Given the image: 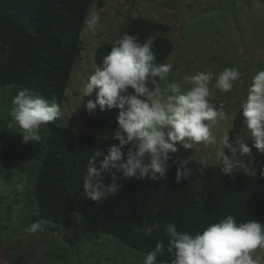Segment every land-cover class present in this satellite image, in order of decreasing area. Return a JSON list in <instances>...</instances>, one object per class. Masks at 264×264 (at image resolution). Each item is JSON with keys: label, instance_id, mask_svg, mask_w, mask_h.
Here are the masks:
<instances>
[{"label": "trees", "instance_id": "16d2710c", "mask_svg": "<svg viewBox=\"0 0 264 264\" xmlns=\"http://www.w3.org/2000/svg\"><path fill=\"white\" fill-rule=\"evenodd\" d=\"M94 2L0 0V131L7 126L6 115L18 89L28 88L57 103L64 101L85 30L84 21ZM127 20L119 37L127 32L144 41L154 35L156 62L167 63L175 49L168 39L171 27L142 15ZM111 44L97 49L98 66ZM9 88L14 89V96L6 95ZM117 115L115 109L99 110L96 125L103 130L102 136L53 122L46 125L50 132L41 151V167L33 192L38 205L34 220L46 222L43 232L59 236L62 231L74 233L75 238L69 234H64V238L76 242L78 250L83 247L82 238L108 235L146 255L160 239L167 246L162 231L166 222H174L178 229L189 232L202 231L228 215L238 222L249 219L264 222V179L236 171L224 176L219 167L212 164L203 167L195 160L189 165L192 173L187 181L176 182L173 166L164 179L121 180L123 188L115 196L100 202L87 199L83 191L87 160L94 149L106 150L110 143H116L111 140V130L116 127ZM2 136L0 160L8 159L12 153L11 145ZM1 177L0 170V181ZM108 182L110 177L105 180ZM157 222L161 229L151 236L137 231L145 223ZM170 261L166 252L158 257L160 264ZM0 264H4L1 257Z\"/></svg>", "mask_w": 264, "mask_h": 264}, {"label": "clouds", "instance_id": "9594fccd", "mask_svg": "<svg viewBox=\"0 0 264 264\" xmlns=\"http://www.w3.org/2000/svg\"><path fill=\"white\" fill-rule=\"evenodd\" d=\"M99 20V14L87 17L85 31H94ZM155 40L154 35L141 41L138 35L123 33L112 42L101 65L81 82L80 98L89 114L97 107L118 113L116 127L111 130V140L116 143H110L106 150L94 149L86 163L83 191L92 202L115 196L123 188L121 180L164 179L173 166L176 182L187 181L192 173L189 165L197 157L179 156L177 145L185 150H192L194 145H213L224 176L241 168L238 152L251 155L252 148L244 139L230 141L229 131L217 135L226 113L223 105L217 107L210 101L209 85L214 78L215 89L229 93L237 82L243 83L244 73L237 67H225L219 75L211 68L185 74L183 84L190 87L184 90L181 81L167 80L173 65L156 62ZM159 81H164L163 86ZM86 97L89 99L85 103ZM11 103L9 115L21 130L24 144H38L41 127L63 115L59 103L28 88L18 89ZM241 110L247 135L254 139L255 149L264 153V69L252 76ZM198 163L207 167L208 160L200 156ZM108 177L110 182L105 183ZM44 223L33 222L26 231H44ZM159 229V222L145 223L137 231L151 236ZM162 231L167 246L164 239L158 240L142 264H158V257L165 252L171 257L170 264H264V255L257 253L259 249L264 254V222H238L228 215L198 232L180 230L174 222H166Z\"/></svg>", "mask_w": 264, "mask_h": 264}, {"label": "rangeland", "instance_id": "374dc122", "mask_svg": "<svg viewBox=\"0 0 264 264\" xmlns=\"http://www.w3.org/2000/svg\"><path fill=\"white\" fill-rule=\"evenodd\" d=\"M92 14H99V23L94 31L83 32L66 97L59 103L63 115L53 123L97 136L104 134L96 125L100 109L97 107L91 114L84 109L80 85L98 66L95 61L97 49L114 42L126 27L127 19L142 15L171 27L168 39L175 49L167 60L173 65L167 80L181 81L184 90L190 87L183 84L185 74L211 68L219 75L225 67H237L244 73L243 83L237 82L229 93L215 89L214 78L209 85L210 101L217 107L223 105L226 113L217 135L229 131L230 141L240 137L252 148L251 155L237 153L242 166L236 172L264 179V153L255 149V141L247 135L240 111L252 76L264 69V0H95L89 10V16ZM160 83L163 86L164 81ZM10 94L14 96V89H8L6 95ZM94 97L95 93L91 98ZM6 99L11 101L9 97ZM88 99L86 97L84 102ZM5 125L0 131V140L3 134L12 153L8 159L0 160V257L3 263L142 264L144 254L112 236L84 237L83 247L78 250L76 242L64 238V234L75 238L72 232L62 231L59 236L50 231L35 234L26 231L36 222L38 205L33 192L41 167V151L50 128L41 127L42 139L38 144H24L21 130L10 115H6ZM177 147L178 155L182 157L194 155L198 161L203 156L208 164L219 167L213 145H194L192 150ZM225 152L231 155L227 150ZM257 253L264 255L259 249Z\"/></svg>", "mask_w": 264, "mask_h": 264}]
</instances>
